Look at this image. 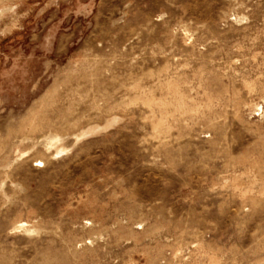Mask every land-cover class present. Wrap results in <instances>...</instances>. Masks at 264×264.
<instances>
[{
    "label": "rangeland",
    "instance_id": "1",
    "mask_svg": "<svg viewBox=\"0 0 264 264\" xmlns=\"http://www.w3.org/2000/svg\"><path fill=\"white\" fill-rule=\"evenodd\" d=\"M0 264H264V0H0Z\"/></svg>",
    "mask_w": 264,
    "mask_h": 264
}]
</instances>
